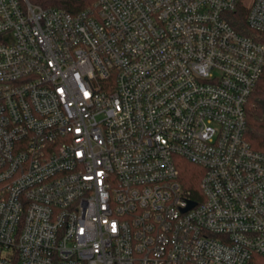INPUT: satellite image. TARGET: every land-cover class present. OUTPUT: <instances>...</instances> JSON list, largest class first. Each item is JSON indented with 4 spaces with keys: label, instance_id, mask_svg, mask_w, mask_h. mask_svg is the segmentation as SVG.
Masks as SVG:
<instances>
[{
    "label": "built area",
    "instance_id": "built-area-1",
    "mask_svg": "<svg viewBox=\"0 0 264 264\" xmlns=\"http://www.w3.org/2000/svg\"><path fill=\"white\" fill-rule=\"evenodd\" d=\"M241 9L263 34L264 0H0V264H264Z\"/></svg>",
    "mask_w": 264,
    "mask_h": 264
},
{
    "label": "trees",
    "instance_id": "trees-1",
    "mask_svg": "<svg viewBox=\"0 0 264 264\" xmlns=\"http://www.w3.org/2000/svg\"><path fill=\"white\" fill-rule=\"evenodd\" d=\"M45 8H62L71 14L93 8L97 0H29ZM230 21L238 30L264 42V33L258 34L246 27V9L234 13ZM247 139L251 146L264 152V73L254 88L247 105ZM182 179L187 188L195 195L200 188L203 169L187 160L180 166Z\"/></svg>",
    "mask_w": 264,
    "mask_h": 264
},
{
    "label": "water",
    "instance_id": "water-1",
    "mask_svg": "<svg viewBox=\"0 0 264 264\" xmlns=\"http://www.w3.org/2000/svg\"><path fill=\"white\" fill-rule=\"evenodd\" d=\"M192 204V203H191Z\"/></svg>",
    "mask_w": 264,
    "mask_h": 264
}]
</instances>
